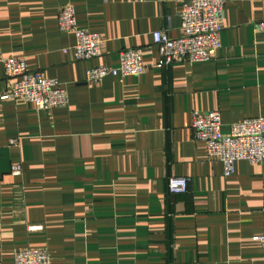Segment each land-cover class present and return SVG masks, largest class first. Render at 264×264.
<instances>
[{"label": "crops", "instance_id": "crops-1", "mask_svg": "<svg viewBox=\"0 0 264 264\" xmlns=\"http://www.w3.org/2000/svg\"><path fill=\"white\" fill-rule=\"evenodd\" d=\"M183 1L0 0L2 264L26 248L47 249L51 264H264V164L238 161L227 177L192 129L195 111L218 110L225 134L264 116V0L226 2L215 59L158 67L153 33L183 35ZM67 4L104 37L101 57L75 59L58 25ZM127 48H144L143 74L87 81ZM12 56L58 80L69 105L1 99ZM171 177L189 178V192L171 195Z\"/></svg>", "mask_w": 264, "mask_h": 264}, {"label": "built area", "instance_id": "built-area-1", "mask_svg": "<svg viewBox=\"0 0 264 264\" xmlns=\"http://www.w3.org/2000/svg\"><path fill=\"white\" fill-rule=\"evenodd\" d=\"M229 0H184L179 9L183 35L169 36L166 30L153 33L154 44L159 50L158 67L175 62L198 63L216 58L222 48L223 11ZM58 25L61 31L72 32L75 44L71 48L76 60H90L104 54V37L78 26L75 9L67 4L59 12ZM264 36V21L258 23ZM66 48L64 52H68ZM144 48H127L119 53L117 66L102 64L87 71V81L99 83L108 76H139L147 65L144 62ZM7 79L13 80L10 90L1 99L17 98L33 103L38 110L67 107L69 96L64 86L54 78H48L40 71L30 70L22 57H8L3 60ZM218 110L195 111L192 129L196 140L206 143L208 156L223 163L225 176L236 172L238 161L264 164V116L247 118L229 125L227 134ZM12 139L10 145H18ZM15 174L22 172L21 164L12 167ZM191 180L186 177H171L168 192L171 195L186 194ZM264 250V233L254 236ZM0 264H2L0 262ZM13 264H51L47 249L26 248L17 250Z\"/></svg>", "mask_w": 264, "mask_h": 264}]
</instances>
